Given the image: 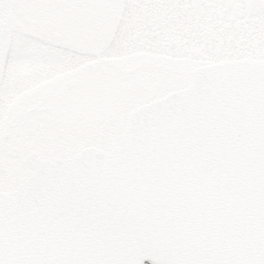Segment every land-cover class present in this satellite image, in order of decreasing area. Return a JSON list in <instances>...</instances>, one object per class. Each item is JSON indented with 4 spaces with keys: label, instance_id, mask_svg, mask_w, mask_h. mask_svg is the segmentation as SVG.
<instances>
[{
    "label": "water",
    "instance_id": "obj_1",
    "mask_svg": "<svg viewBox=\"0 0 264 264\" xmlns=\"http://www.w3.org/2000/svg\"><path fill=\"white\" fill-rule=\"evenodd\" d=\"M10 41L0 19V82ZM25 160L0 264H264V59L192 69L109 149Z\"/></svg>",
    "mask_w": 264,
    "mask_h": 264
},
{
    "label": "rangeland",
    "instance_id": "obj_2",
    "mask_svg": "<svg viewBox=\"0 0 264 264\" xmlns=\"http://www.w3.org/2000/svg\"><path fill=\"white\" fill-rule=\"evenodd\" d=\"M235 1L241 3L237 4L238 7H242L243 10L247 9V0ZM17 3H19L18 0H1L0 2V14L6 18L12 32L3 78L6 83L14 84L10 89L5 88L2 83L0 84L1 126L5 125L10 117L11 105L29 106L35 103L38 98L37 90H34L38 81L33 76L39 68L31 67V64L29 66L19 64L24 59L37 60L38 55L33 54L32 56L31 50H47L48 46L58 45L57 48L63 51L62 45H74L95 54L101 49L100 45L104 38L107 43L104 53L107 57L112 58L122 67L134 66V72L118 74L116 80L107 83L104 106L106 116H103L99 121L91 122L88 129L75 127L71 135L72 142L56 152L60 158H65L67 156L65 154H70L81 146L94 145L106 149L115 143L125 125L126 113L130 108L186 85L189 71L195 64L191 59L205 62L208 60L207 55L216 52L217 49L220 51L226 49L229 52L237 49L244 52L251 51L256 54H264V9L261 14H258L260 16L259 20L249 19L250 29L257 25L258 27L253 29L254 32L243 38V40H238L236 39L238 37L232 35L229 38L227 35L211 36L212 34L208 37L205 34L207 31L203 32L200 37V40L203 37L201 44L203 59L200 60L195 58L196 51L200 50V43L196 40L198 35H191L189 31L187 33L186 52L190 53L188 51H192V55H188L186 59H183L184 57L180 59L178 54L172 56L170 52L155 53V57H152L149 53L112 52L116 44L115 36L117 32L120 33V18L127 19V14L130 13L131 8L130 5H120L117 0L116 2L108 0L105 5L97 2L88 5L77 4L72 0H46L40 6L25 5L23 10L20 11V17L16 16L15 13ZM7 5H10L9 8H6ZM2 8L5 9L2 10ZM252 15L255 18L257 16V14ZM200 17L201 14L199 13L197 18ZM48 18L52 19L46 21ZM101 18L104 20L99 23ZM205 21L204 26L207 24V21ZM103 22H105L104 25ZM103 35L105 36L103 37ZM164 35L167 38L168 35ZM212 37L214 38L211 39ZM190 40L194 45L192 49L189 47L191 46ZM165 55H168L170 59L164 60ZM174 56H177V59H173ZM57 59L56 57L49 58V60ZM30 89L32 91H29ZM8 92L13 95L6 99V93ZM40 117L41 114L32 113L25 118L24 122L10 129L8 139L0 141V152L2 153V147L9 145L16 146L21 153H25L29 149L41 152L40 145L45 144L47 149L51 142L42 139L38 145H35L33 141L40 138V135L46 138L50 132H53L55 126L45 125L47 119L44 118L42 121ZM49 141H52V139ZM9 158V156H5V161ZM8 162L10 171L3 176L4 178L0 182V188L4 191H11V186L19 183L29 172L19 161L18 166L14 164V160L12 162L8 160ZM24 170L26 173L22 176Z\"/></svg>",
    "mask_w": 264,
    "mask_h": 264
},
{
    "label": "flooded vegetation",
    "instance_id": "obj_3",
    "mask_svg": "<svg viewBox=\"0 0 264 264\" xmlns=\"http://www.w3.org/2000/svg\"><path fill=\"white\" fill-rule=\"evenodd\" d=\"M43 1L46 2V0H18L19 3L15 7L16 16L20 17V11L23 10L25 5L34 4L35 6H40ZM107 1L72 0V2L77 4L88 5L93 2L105 5ZM114 1L116 2V0ZM117 2L120 5H130L131 8L130 13L127 14V19L120 18V33L118 34L117 32L115 36L116 44L112 52L149 53L152 57H155V53L170 52L172 56L173 54H178L180 59L182 57L186 59L188 55H192V51H188L190 53L186 52L187 33L189 31L191 35H198L196 40L200 43V50L196 51L195 58L200 60L203 59V51L201 50L203 37L200 40L203 32L207 31L205 34L208 37L211 34V36L227 35L228 38L232 35L233 37H238L236 38L238 40H243V38L254 32L253 29L258 27L257 25L250 29L249 19L259 20L260 16L258 14H261L264 9V0H247L246 10L238 7L237 4L241 3H237L235 0H117ZM9 6L7 5L6 8H9ZM4 9L2 8V10ZM199 13L201 17L197 18ZM252 14H257L256 18ZM0 17L6 21L3 15L0 14ZM51 19L48 18L46 21ZM103 20L101 18L99 23ZM204 20L207 21L205 26ZM164 34L170 37L167 36L166 38ZM190 43L191 46L189 47L192 49L194 46L192 40H190ZM57 47L59 46L51 45L46 48L47 50H31L32 56L33 54L35 56L38 55L37 60H32L31 58V60L24 59L19 62V64L28 66L31 64V67L39 68L33 76L38 81L34 87L35 89L33 88L37 90L38 98L35 103L29 106L11 105L12 112L9 119L5 125H0V141L7 140L10 129L24 122L25 118L32 113L41 114L40 118L42 121L44 118L47 119L44 124L55 126V128L50 133L46 130L49 133L46 138L40 135V138L33 142L38 145L43 139L51 142V144H49L47 149L46 144L40 145L41 152L29 149L25 153H21L14 145L2 147L0 162L6 169L5 174L10 171L8 160L10 162L14 160L16 162H14L15 165L19 161L30 172V168L24 162L28 155L32 154L42 159L57 156L56 152H59L61 147L72 142L71 135L75 127L88 129L91 122L99 121L103 116H106L104 106L107 95V83L116 80L118 74L134 72V66L122 67L115 60L107 57L104 53L107 48L106 39L104 38L100 45L101 49L95 54L81 49L80 46L62 45L63 51ZM51 57L58 59L49 60ZM207 57L208 60L205 62L191 59L195 63L191 69L207 62L224 59H263L264 54H256L251 51L244 52L237 49H233L232 52L226 49L223 51L217 49L216 52L209 53ZM172 58L177 59V56ZM166 59H170V57L165 55L164 60ZM16 64L18 63L16 62ZM57 69L62 70L58 71ZM2 84L7 89L14 86V84L6 83L4 78L2 79ZM29 91H32V89ZM12 95L10 92L6 93V99ZM48 139H52V141ZM86 146L94 145L81 146L78 150ZM78 150L72 153L69 151L70 154L65 155L68 157ZM5 156L10 158L5 161ZM25 173V170L22 171V176ZM5 174L0 175V182ZM19 183L11 186L12 189ZM0 190L2 189L0 188Z\"/></svg>",
    "mask_w": 264,
    "mask_h": 264
},
{
    "label": "bare ground",
    "instance_id": "obj_4",
    "mask_svg": "<svg viewBox=\"0 0 264 264\" xmlns=\"http://www.w3.org/2000/svg\"><path fill=\"white\" fill-rule=\"evenodd\" d=\"M128 112V111H127ZM126 116H127V113H126ZM126 118V117H125Z\"/></svg>",
    "mask_w": 264,
    "mask_h": 264
}]
</instances>
